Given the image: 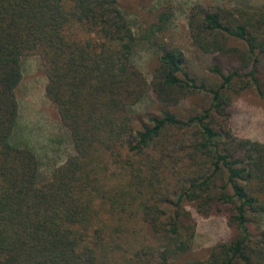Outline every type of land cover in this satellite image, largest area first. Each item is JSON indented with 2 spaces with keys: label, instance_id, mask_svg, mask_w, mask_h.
<instances>
[{
  "label": "trees",
  "instance_id": "obj_1",
  "mask_svg": "<svg viewBox=\"0 0 264 264\" xmlns=\"http://www.w3.org/2000/svg\"><path fill=\"white\" fill-rule=\"evenodd\" d=\"M188 25L215 88L188 74L160 25L135 34L117 0H0V264H264V143L236 136L229 112L236 91L264 98V8L196 7ZM139 42L154 47L148 81ZM32 55L74 148L44 180L35 155L10 144ZM148 92L155 110L133 115ZM200 93L205 108L178 112ZM187 203L228 228L204 259L187 256ZM136 221L155 245L135 242Z\"/></svg>",
  "mask_w": 264,
  "mask_h": 264
},
{
  "label": "rangeland",
  "instance_id": "obj_2",
  "mask_svg": "<svg viewBox=\"0 0 264 264\" xmlns=\"http://www.w3.org/2000/svg\"><path fill=\"white\" fill-rule=\"evenodd\" d=\"M117 3L134 24L135 34L137 29H142L141 32L145 34L152 24L160 25L162 30L157 33V37L183 52L186 71L197 83H203L207 90L217 87L220 79L209 70L212 55L202 52L192 43L188 25L192 9L219 7L237 12L248 7L264 8V0H117ZM225 44L227 48L244 49L242 43L231 38H227ZM133 62L145 79L150 80L156 63L154 47L149 43L139 42ZM20 68L22 79L15 89L18 114L10 144L27 149L35 155L39 179L44 180L54 168L74 154V148L55 106L45 95L47 79L41 58L35 55L23 57ZM207 103L206 94L200 93L182 102L178 112L184 114L189 109L200 111ZM155 107L152 94L148 92L131 111L133 115L144 118ZM229 112L230 126L236 136L264 143V98L258 97L253 89L236 91L231 95ZM185 138L187 139V135ZM156 155L159 156L158 153ZM178 156H182V153ZM185 208L193 220V238L187 256L204 259L215 243L227 239L229 232L225 219L218 215L202 217L189 203ZM135 225L138 229L133 237L136 243L151 246L157 243L148 234L146 226L138 224V221Z\"/></svg>",
  "mask_w": 264,
  "mask_h": 264
}]
</instances>
